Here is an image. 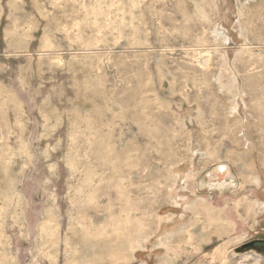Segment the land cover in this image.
<instances>
[{
  "label": "rangeland",
  "instance_id": "rangeland-1",
  "mask_svg": "<svg viewBox=\"0 0 264 264\" xmlns=\"http://www.w3.org/2000/svg\"><path fill=\"white\" fill-rule=\"evenodd\" d=\"M264 0H0V264H264Z\"/></svg>",
  "mask_w": 264,
  "mask_h": 264
},
{
  "label": "flooded vegetation",
  "instance_id": "flooded-vegetation-1",
  "mask_svg": "<svg viewBox=\"0 0 264 264\" xmlns=\"http://www.w3.org/2000/svg\"><path fill=\"white\" fill-rule=\"evenodd\" d=\"M253 243L249 248L257 247L264 250V241L263 240H254L252 242H249L248 244Z\"/></svg>",
  "mask_w": 264,
  "mask_h": 264
},
{
  "label": "water",
  "instance_id": "water-1",
  "mask_svg": "<svg viewBox=\"0 0 264 264\" xmlns=\"http://www.w3.org/2000/svg\"><path fill=\"white\" fill-rule=\"evenodd\" d=\"M251 245H253V243L246 244V245L242 246V247L238 250V252H243V251H245V250L248 249Z\"/></svg>",
  "mask_w": 264,
  "mask_h": 264
}]
</instances>
